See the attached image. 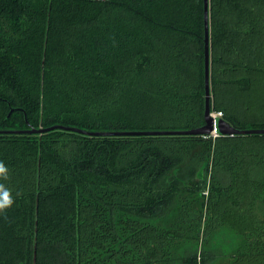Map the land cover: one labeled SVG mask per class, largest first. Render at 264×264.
I'll return each instance as SVG.
<instances>
[{"label": "trees", "instance_id": "16d2710c", "mask_svg": "<svg viewBox=\"0 0 264 264\" xmlns=\"http://www.w3.org/2000/svg\"><path fill=\"white\" fill-rule=\"evenodd\" d=\"M204 0H0V130L205 124ZM210 108L264 128V0H209ZM0 264H264V133L0 132Z\"/></svg>", "mask_w": 264, "mask_h": 264}, {"label": "water", "instance_id": "95a60500", "mask_svg": "<svg viewBox=\"0 0 264 264\" xmlns=\"http://www.w3.org/2000/svg\"><path fill=\"white\" fill-rule=\"evenodd\" d=\"M204 23H205V124L191 129L181 130H114V131H89L74 126H66L63 124H53L47 127L29 129H9L0 130V132H16V133H41L52 129H66L78 131L88 135H146V134H212L216 130L217 134H250L264 133V128H237L227 122L222 116L214 117L210 108V26H209V0H204Z\"/></svg>", "mask_w": 264, "mask_h": 264}, {"label": "built area", "instance_id": "2783aa9c", "mask_svg": "<svg viewBox=\"0 0 264 264\" xmlns=\"http://www.w3.org/2000/svg\"><path fill=\"white\" fill-rule=\"evenodd\" d=\"M99 1H103V0H99ZM213 115H214V117L222 116V112L221 111H213ZM212 134L217 135L216 130H214Z\"/></svg>", "mask_w": 264, "mask_h": 264}, {"label": "clouds", "instance_id": "9594fccd", "mask_svg": "<svg viewBox=\"0 0 264 264\" xmlns=\"http://www.w3.org/2000/svg\"><path fill=\"white\" fill-rule=\"evenodd\" d=\"M4 169H3V166H0V172H2ZM3 205L0 204V207H2Z\"/></svg>", "mask_w": 264, "mask_h": 264}]
</instances>
